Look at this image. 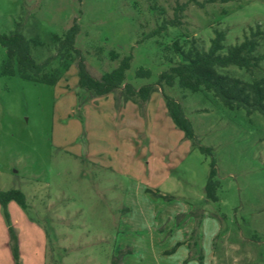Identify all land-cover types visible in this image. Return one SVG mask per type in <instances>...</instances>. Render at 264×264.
Segmentation results:
<instances>
[{
  "label": "rangeland",
  "instance_id": "obj_1",
  "mask_svg": "<svg viewBox=\"0 0 264 264\" xmlns=\"http://www.w3.org/2000/svg\"><path fill=\"white\" fill-rule=\"evenodd\" d=\"M153 1L157 11L148 0H0V34L37 40L31 56L41 63L55 54L51 36L76 21L89 73L99 78L130 55L126 82L138 88L157 81L166 57L177 60L168 49L176 39L207 49L218 29L229 47L249 27L264 29V0ZM177 4H186L178 24L150 35L177 21ZM5 59L0 46V71ZM140 68L150 77L136 78ZM253 76L264 78V62ZM163 94L181 106L192 139ZM212 162L217 202L204 193ZM9 190L25 199L6 208L19 264H198L199 255L203 264H264V118L211 93L163 86L139 106L80 89L75 61L52 86L0 73V191ZM10 245L0 206V264H14Z\"/></svg>",
  "mask_w": 264,
  "mask_h": 264
},
{
  "label": "trees",
  "instance_id": "obj_2",
  "mask_svg": "<svg viewBox=\"0 0 264 264\" xmlns=\"http://www.w3.org/2000/svg\"><path fill=\"white\" fill-rule=\"evenodd\" d=\"M151 10L157 11L158 7L153 0ZM217 0H188L199 8H203L206 3H215ZM227 2L229 0H220ZM186 4H177L175 12L177 21H164L163 25L150 35L158 34L165 29L166 25L178 24L179 13L183 11ZM79 33V26L76 21L65 31L62 36L52 35L51 43L55 48V54L49 56L41 63H37L31 56V46L40 45L37 40L26 39L17 29L9 34H0V46L5 49L6 59L1 65V75L18 76L22 80L41 83L45 85H55L62 71L67 70L68 66L75 61L78 77V86L86 90L91 96H106L111 93H119L124 101H130L139 106L146 103L152 93L158 88L174 87L192 93L203 92L211 93L213 97L219 99L223 106L229 110L245 109L247 113L259 112L264 118V78L254 77L253 74L261 69L264 62V52H259L261 43L264 42V29L259 24L248 28L242 41L226 47L225 31L214 30V37L210 40L207 49L196 45V40L181 43L174 40L168 48L177 60L166 57L168 68L158 75V79L153 84L142 85L138 88L126 82V71L129 70L132 57L125 56L119 65L110 72L102 74L99 78L93 77L86 69L85 59L82 52L75 47V39ZM58 61L60 67L51 66L52 62ZM235 67L243 70L252 76L250 80L235 77L221 70ZM136 78H149L150 71L140 68L135 72ZM168 115L174 125L182 130L187 138H193V131L190 122L185 118L181 106L170 96L163 94ZM203 152L209 151L201 148ZM216 168L214 162L211 163V170L204 187L207 200L217 202L216 191L219 183L215 180ZM165 199H171L164 196ZM15 201L19 206L25 208L23 194L17 190L0 191V206L3 209L5 223L10 235V247L14 264H19L17 256L16 235L12 228L7 205ZM176 243L170 250L174 253L180 246ZM188 258L183 261L187 264ZM202 256L197 258L198 264H203ZM112 264H118L115 259Z\"/></svg>",
  "mask_w": 264,
  "mask_h": 264
}]
</instances>
